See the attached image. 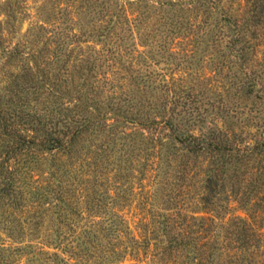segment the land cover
Masks as SVG:
<instances>
[{
  "label": "rangeland",
  "instance_id": "rangeland-1",
  "mask_svg": "<svg viewBox=\"0 0 264 264\" xmlns=\"http://www.w3.org/2000/svg\"><path fill=\"white\" fill-rule=\"evenodd\" d=\"M257 6L0 0V112L29 114L58 132L60 116L45 113L81 106L110 125L81 135L69 157L37 153L25 181L17 175L15 200L0 205V264H264L262 247L229 250L237 245L227 228L196 234L192 217L204 215L197 200L213 159L186 163L164 126L195 135L221 129L232 146L264 140V15L260 28L242 27ZM53 84L66 98L54 101ZM251 166L235 170L249 181ZM183 167L192 168L179 181ZM35 188L41 198L31 197ZM223 199L219 223L245 217ZM257 230L264 238V226Z\"/></svg>",
  "mask_w": 264,
  "mask_h": 264
},
{
  "label": "trees",
  "instance_id": "trees-1",
  "mask_svg": "<svg viewBox=\"0 0 264 264\" xmlns=\"http://www.w3.org/2000/svg\"><path fill=\"white\" fill-rule=\"evenodd\" d=\"M257 4L258 6L251 11L252 17L242 25L246 30L245 32H248V28L258 29L261 27L262 23L260 21L264 15V0H257ZM235 24L233 23V26ZM241 33L243 32H237L238 35ZM243 52L241 51V53ZM242 59L247 62L245 53ZM48 89H51L50 95L56 99L54 100L55 102L66 98L67 93L61 96L60 92V96L58 95L59 91L55 84ZM74 101L81 102L82 99L79 96L75 97ZM62 108L61 105L58 109L48 110L45 113L52 116H60V123L55 122V126L59 127V125H62V129H59L60 131L58 132L50 130L52 128L51 125L48 127L47 124L45 125L41 121L31 118L29 114L19 116L14 113L9 118H6L0 112V147L3 149L7 144L4 152L7 160L0 165L2 172L0 183L3 182L0 185V205L4 200H15V190L18 188L17 183L19 182L17 175L20 174L21 179L25 181L27 174L32 170L30 166L32 167L33 164L38 163L37 153L43 156L56 154L61 157H69L73 153V147L81 135L97 128L100 131L104 127L110 126L105 118L106 116L96 115L91 118L85 110L81 111V106H75V109L71 110L68 115L63 113L64 109ZM94 109L101 114L99 108ZM109 112L118 116V113L113 108L109 109ZM83 113H86V115L81 117ZM13 119H16L15 123H12ZM70 120L71 124H68ZM164 126L175 134L173 135L175 136L174 140L183 146V149L188 154L185 156L186 163L189 164L188 159L195 160L201 156L213 159L201 182V192L197 200V204L200 206L199 209L204 215L192 217L196 224V234H207L211 229L213 232L214 229L225 231L227 228L226 233L228 232L229 237L231 236L230 240H234L237 245V248H229V250L247 251L249 249L264 248V238L260 236L257 230L264 226V140L254 141L252 145L237 142L236 145L232 146L225 138L227 136L226 132L221 129H210L207 133L195 135L189 131L179 133V130L174 129L170 123ZM10 141L11 144L9 145ZM10 162H14V165L21 164V167L13 169ZM243 162L256 164V166H251V172L245 173L243 171V175H247L249 181L245 177L239 176V171L236 172L238 170L237 165ZM189 168H182L181 173L184 172V174L179 178V181H182L185 175L191 171ZM52 178L58 183L55 176H52ZM59 192L58 189L57 195ZM30 194L32 195L31 197L36 199L43 196L37 188H35L34 193ZM222 197H225L223 201L226 203L235 202L239 210L244 212L245 217L234 216L225 222L221 220L220 223L222 224H220L219 220L222 217L219 215V210L222 207L219 204L222 201ZM21 199L22 193H20L19 197V200ZM9 205L14 208L22 206L21 202L17 201L11 202ZM228 208L229 204L226 210ZM249 211H253V215L250 216L247 213ZM255 219L259 220L257 221L258 224L255 221L253 222ZM7 229L13 233V228L7 227ZM8 237L10 236L8 235ZM199 245L203 247L205 244L199 243ZM231 256L233 258V255ZM207 262L212 261H206L205 263Z\"/></svg>",
  "mask_w": 264,
  "mask_h": 264
}]
</instances>
